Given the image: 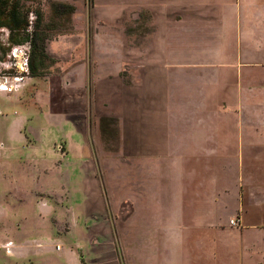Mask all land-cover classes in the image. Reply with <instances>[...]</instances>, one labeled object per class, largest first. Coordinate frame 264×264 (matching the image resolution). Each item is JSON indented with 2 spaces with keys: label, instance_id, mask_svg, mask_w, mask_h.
Here are the masks:
<instances>
[{
  "label": "rangeland",
  "instance_id": "rangeland-1",
  "mask_svg": "<svg viewBox=\"0 0 264 264\" xmlns=\"http://www.w3.org/2000/svg\"><path fill=\"white\" fill-rule=\"evenodd\" d=\"M194 1L219 17L224 36L214 44L210 28H196L181 53L210 63L200 67L201 98L172 73L180 52L164 0H23L42 16L45 54L37 77L29 69L17 90H0V242L14 244L0 250L1 264H99L95 251L120 264H164L178 234L193 264H264L239 257L240 226L230 224L241 213L227 195L238 163L222 151L209 157L207 146L195 161L178 162L176 145L164 147V128L174 134L182 111L223 128L241 109L238 69L225 64L224 0ZM19 46L30 58V44L10 45L0 29V85L14 82ZM242 98L245 111V91ZM95 217L105 226L96 228ZM86 226L98 231L93 243Z\"/></svg>",
  "mask_w": 264,
  "mask_h": 264
},
{
  "label": "crops",
  "instance_id": "crops-1",
  "mask_svg": "<svg viewBox=\"0 0 264 264\" xmlns=\"http://www.w3.org/2000/svg\"><path fill=\"white\" fill-rule=\"evenodd\" d=\"M224 4L226 10V12L224 10L225 64L231 69H238L241 82V88L236 92L237 99H241L240 105H236L241 109L237 108L235 116L231 117L237 119V122L224 124L223 128H218L216 125L202 127L199 118L187 119L189 114L186 115L184 113L187 111H182V116H185L186 120L182 118V122L179 121L174 134L171 129L164 128V142H168L164 147H168L169 141H171V145H176L178 162H184L190 158L195 161L204 155L201 148L207 146L210 147L209 157H217L222 151L226 163H230L233 168L234 164L238 163V171L239 168L241 171L232 173V187L227 192V195L232 197V207L241 212L238 219V226H240L238 230L240 232V253L238 255L241 259L244 256L258 257L264 263V0H224ZM213 14L212 11L204 12L200 3H195L194 0H164V15L167 19L173 18L175 22L177 28L176 47L180 52V57L175 59L176 71H172V73L178 83H193L200 95L199 98H201L200 67L210 63L185 59L181 57V53L185 51L184 49L189 48L190 40L187 37L193 35L196 28L202 29V31L205 27L210 28L216 36L213 43L221 42L217 36L220 34L221 40L224 36H222L223 32L219 33L217 25L222 21H219V17ZM216 14L219 16L218 13ZM215 25L218 28L217 31L214 30L213 26ZM231 49L232 51H229ZM233 50L235 51L233 52ZM169 63L164 60V73L167 76L170 73V70L167 69ZM169 81L170 79H167L164 82L167 84ZM244 91L249 100L245 111L242 102ZM180 97L185 99L182 93ZM209 98L211 97L209 96ZM175 113L177 114L178 111ZM229 113L232 114V110ZM192 114H195L194 111ZM244 115L246 122H244ZM178 116V120H180L181 113ZM201 140L204 141L203 145H201ZM221 147L224 149L218 151L217 148ZM164 153L168 154L169 152L166 149ZM231 166H227V168L229 169ZM244 166H246V171H244ZM227 178L230 181V177L227 176ZM89 193L86 188L85 200L87 201ZM91 204L94 205V203ZM100 204L96 207H99ZM178 204V208H184V202ZM101 206L103 207V205ZM89 207L90 205L87 206V208ZM95 220L96 228L105 226V219L96 218ZM93 229V226H86L83 230L90 243L95 242L94 240L98 238L97 229L94 231ZM255 232L257 233V237L254 239L256 242L253 239H247L250 235L248 233L253 235ZM184 239L185 237L179 234L171 236L169 241L175 244L178 249L172 256L167 254L169 258L164 264H193L190 256L187 257L184 251L180 252L179 250L180 243L183 244ZM251 240L255 243L252 241L249 244ZM93 255L92 262L94 263L120 264L119 260L115 259L110 252L95 251ZM199 258V252L192 255L194 262L195 260L199 261ZM84 259H86L85 256ZM86 263L89 264L88 260Z\"/></svg>",
  "mask_w": 264,
  "mask_h": 264
},
{
  "label": "trees",
  "instance_id": "trees-1",
  "mask_svg": "<svg viewBox=\"0 0 264 264\" xmlns=\"http://www.w3.org/2000/svg\"><path fill=\"white\" fill-rule=\"evenodd\" d=\"M66 7L71 11L74 10L72 6ZM30 14L35 16L31 32L28 31ZM41 20V14L35 13L23 0H0V29L8 31L10 45L30 44L32 52L29 58V68L33 77L38 76L37 71L43 64L39 57L45 54V40L37 32Z\"/></svg>",
  "mask_w": 264,
  "mask_h": 264
},
{
  "label": "built area",
  "instance_id": "built-area-1",
  "mask_svg": "<svg viewBox=\"0 0 264 264\" xmlns=\"http://www.w3.org/2000/svg\"><path fill=\"white\" fill-rule=\"evenodd\" d=\"M34 15L30 14L29 17V29L28 31H31L33 28V22H34ZM29 44V43H28ZM28 46H19L14 49L15 57H17V66H15L16 75L13 78L14 82L12 84H9L8 81H5L3 84L0 85V90H3L1 92H10L13 90H17L21 84L24 82V80L29 76V54L27 53ZM230 224L232 226H237L238 224L235 222V220H231ZM14 244L12 241L1 243L0 242V250H6L7 252H11L13 249Z\"/></svg>",
  "mask_w": 264,
  "mask_h": 264
},
{
  "label": "flooded vegetation",
  "instance_id": "flooded-vegetation-1",
  "mask_svg": "<svg viewBox=\"0 0 264 264\" xmlns=\"http://www.w3.org/2000/svg\"><path fill=\"white\" fill-rule=\"evenodd\" d=\"M34 17H35V16H34ZM34 23H35V19H34L33 25H34Z\"/></svg>",
  "mask_w": 264,
  "mask_h": 264
},
{
  "label": "bare ground",
  "instance_id": "bare-ground-1",
  "mask_svg": "<svg viewBox=\"0 0 264 264\" xmlns=\"http://www.w3.org/2000/svg\"><path fill=\"white\" fill-rule=\"evenodd\" d=\"M1 91H3V90H1Z\"/></svg>",
  "mask_w": 264,
  "mask_h": 264
}]
</instances>
